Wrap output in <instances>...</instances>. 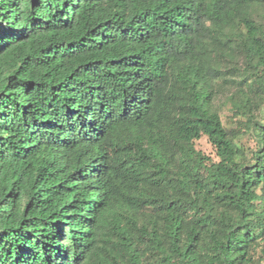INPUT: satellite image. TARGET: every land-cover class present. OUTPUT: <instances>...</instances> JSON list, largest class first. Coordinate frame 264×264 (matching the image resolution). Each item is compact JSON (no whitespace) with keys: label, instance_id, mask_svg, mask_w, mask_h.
Masks as SVG:
<instances>
[{"label":"trees","instance_id":"trees-1","mask_svg":"<svg viewBox=\"0 0 264 264\" xmlns=\"http://www.w3.org/2000/svg\"><path fill=\"white\" fill-rule=\"evenodd\" d=\"M0 264H264V0H0Z\"/></svg>","mask_w":264,"mask_h":264},{"label":"rangeland","instance_id":"rangeland-1","mask_svg":"<svg viewBox=\"0 0 264 264\" xmlns=\"http://www.w3.org/2000/svg\"><path fill=\"white\" fill-rule=\"evenodd\" d=\"M218 105L221 107V115L224 120V122L227 125L232 124L231 120V111H230V104H226L224 99L218 100ZM242 142L248 146H254V140L252 135L246 134L242 136ZM196 147L200 150H202L207 155H211L215 158V150L211 143L208 141L206 136H203L202 138L196 140Z\"/></svg>","mask_w":264,"mask_h":264}]
</instances>
